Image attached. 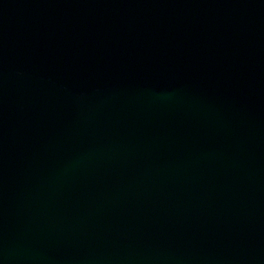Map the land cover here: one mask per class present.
Here are the masks:
<instances>
[{"label": "water", "instance_id": "water-1", "mask_svg": "<svg viewBox=\"0 0 264 264\" xmlns=\"http://www.w3.org/2000/svg\"><path fill=\"white\" fill-rule=\"evenodd\" d=\"M0 264H264V0H0Z\"/></svg>", "mask_w": 264, "mask_h": 264}]
</instances>
